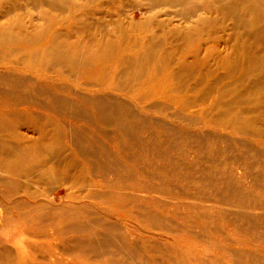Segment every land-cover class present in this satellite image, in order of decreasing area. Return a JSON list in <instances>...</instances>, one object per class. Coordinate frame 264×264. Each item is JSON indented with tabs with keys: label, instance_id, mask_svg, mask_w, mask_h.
Wrapping results in <instances>:
<instances>
[{
	"label": "bare ground",
	"instance_id": "1",
	"mask_svg": "<svg viewBox=\"0 0 264 264\" xmlns=\"http://www.w3.org/2000/svg\"><path fill=\"white\" fill-rule=\"evenodd\" d=\"M117 1L125 6L136 3V0L105 2L110 6ZM98 2L99 0H0V14L12 19L10 24L0 25V45L8 46L15 38L19 42L23 40L22 45H17L24 52V60L33 66L41 61L46 62L49 67H75L78 64L94 63L91 75L101 79V84L144 80L136 92L134 91L135 94H140L149 86L152 98L160 96L164 103L171 102L177 112L170 113L169 107L154 105L149 111L141 110L142 116L130 106L106 94L94 99L83 98L81 105L76 106L60 97L59 91H44L41 88L42 91L36 85L27 89L25 75L35 73L30 68L18 67L16 74H10L6 72L8 66L0 63V171L14 174L22 172L26 178L38 176L39 179L46 178L53 183L57 178L63 177L61 173L64 176L72 173L70 177L79 185L84 186L87 177L94 184L87 193L73 196L71 204L61 207L54 205L55 202L37 203V200L33 206L26 207L19 199L9 205L7 209L13 217L23 220L25 228L22 229L24 234L21 232L23 237L16 240L11 241L8 236L0 238V264H161L151 253L160 248L159 242H154V235L158 231L185 240H199L202 232L194 234L190 225L178 221L182 214H173L174 211L162 203H141L137 191L132 189L141 187L153 194H160L170 193L178 187H163L160 183L147 185L138 178V174L146 179L167 174L186 181V188L182 190L194 189L195 192H191L190 198L193 201L205 198L202 201L209 202L208 205L211 206H216V202H223L218 197L226 192L231 196L233 204L237 202L244 211L234 215L231 224L235 228L240 229L241 225L245 227V223L255 226L257 221L264 224V218L247 212V208L250 209L252 205L247 204V199L239 192V183L233 179L232 172L219 181L214 172L201 170L196 165L186 163L184 159L174 162L169 155L174 145L168 141L169 137L179 134L180 131L173 123L178 121L186 133L190 129H200L205 131L204 136L213 143L224 142L225 156L231 148L239 150V155L226 158L239 161L238 167L246 172L257 166L264 169V134L253 130L256 125L251 128L254 119L250 115L253 114V109L264 102V67L257 74L254 73L253 80L256 83L245 82L249 74L255 71L252 64L259 63L256 58L259 57V52H254L249 40L244 39V34H250L251 39H261L264 36V0H142L144 4L139 5L138 10L146 12L144 23L128 17L119 9L112 11L109 8L104 11L102 5H97ZM200 6L217 15L214 22L223 17L232 20V53L229 57L226 56L227 60H252L247 72L242 71L243 75L237 79L236 75L232 76L234 81L231 79L232 82L229 81L230 83L220 89L221 92L209 104L203 103L200 98L187 99L171 83L179 73L187 72L184 68L188 67L189 57H193L195 63H201L199 55L203 40L200 35L212 18H200ZM164 7L175 9V16L185 22H192L191 19L196 18L195 23H191L185 35L183 34L184 37L179 34L175 44L168 39L176 34V30L169 28L164 20L157 21L152 13L156 10L162 13ZM39 20L43 22L38 23ZM39 40L44 41V46L36 45ZM179 46L186 49L179 53ZM172 56L175 57L178 68L171 70L169 64L174 60L170 59ZM155 59L158 64L149 68V64H153ZM167 64L168 69L165 70L163 67ZM104 74L108 75L107 82H103ZM151 78L157 80L149 84L148 80ZM6 87L14 88V91H7ZM35 92L38 96H43L45 102L34 99L32 95ZM171 92L174 95H170ZM231 94L233 99H229ZM192 104L199 106L198 112L205 116L219 109L218 112L225 114L226 118L205 117L203 120H192L184 112ZM39 112L48 113L54 122L38 117L36 113ZM67 118H70L69 121ZM71 119L103 126L106 133H102L114 142L112 150L97 141L98 138L103 139V134L95 137V147H92L85 131L80 127L75 130L70 126ZM22 122L33 124L37 136L28 139L18 134L17 130ZM60 122L62 124L56 126ZM63 123L69 125L64 126ZM154 130H159L163 138L167 137L159 143L162 151L160 146L156 150H149L151 144L156 142ZM195 133H190L197 139L195 146H198L199 152H204V147L200 146L203 134ZM218 134L222 135L221 138ZM224 135L231 136V140L225 139ZM64 146L69 150L66 168L61 169L56 163L46 167V158L58 160ZM148 150L151 153L148 155L149 161L145 163L144 156ZM111 155L127 159L126 179L120 177L112 182L107 180L113 171L102 159L110 158ZM156 159L162 160L163 164L155 166ZM199 159L196 158V161ZM91 162H95L93 166ZM27 208V214H22L21 210ZM115 211L125 212L128 218L136 219L141 228L125 222L122 219L124 214ZM0 216L1 232L12 216H5L2 209ZM171 219L177 224H173ZM252 228L254 227L250 226L248 229ZM136 237L142 245L136 241ZM9 242L13 249L7 245ZM218 243L217 248L222 246ZM230 244L229 242L224 246L229 262L260 264L256 256L244 254L247 251L244 252L243 248L234 251L235 247ZM39 251L45 252L47 257L41 258ZM60 256H68L70 259L65 262Z\"/></svg>",
	"mask_w": 264,
	"mask_h": 264
},
{
	"label": "rangeland",
	"instance_id": "2",
	"mask_svg": "<svg viewBox=\"0 0 264 264\" xmlns=\"http://www.w3.org/2000/svg\"><path fill=\"white\" fill-rule=\"evenodd\" d=\"M102 1L105 2L106 0H99L97 5H102L104 11L108 10L109 8H112V11H118L119 9L120 12L124 13L128 17L135 18L139 21V23H144L146 20L144 14L145 11L141 12L140 10H138L139 5L144 4L142 0H134L136 2L135 5L130 4L128 6H125L120 1H117L115 5L112 4L110 6H107L108 4H106V2L103 3ZM161 11L162 13L159 12V10L152 12L155 14L157 21H159L160 19L164 20L169 28L176 30V34L168 39L170 43L175 44L176 41L179 39V34L185 35L188 30V27L196 21V18H192V22H185L184 20H181L180 17H178L177 15L175 16L176 10L170 7H164V10ZM198 11L200 18H212V21L206 23V25L204 26V31L200 35L203 40V46L201 47L199 55L201 63L197 64L193 61V57H189L188 67L184 66V69L187 70V72L183 71L184 69L182 70L184 73L180 71L182 73H179L175 81L173 80L171 83L173 85V88H176L178 91L184 94L187 99L194 100L195 98H200L203 103L209 104L211 99H214L215 96L218 95L217 93L221 92L220 89H223V87H225L227 83H230L229 81H231V79L234 81L232 76L236 75L235 79H237L243 75L241 74L242 71L247 72L250 64L252 63V60L251 58H247V60L245 59L243 61H240V59L238 58H230L231 60L228 59V61L226 56L229 57L230 53H232V48H230L232 46L230 45L233 44L231 39V35L234 33V30L232 28V20L223 17L220 18L217 22H214V18L217 15L212 14L209 10L205 9L204 6H200ZM2 16L3 15L0 14V25L6 26L10 24V22H12V19H10V17ZM42 22V20L41 22L39 20L38 23ZM92 31H95V29H93ZM210 34H212L211 38H209ZM184 35L182 37H184ZM47 36L48 33H46V37ZM244 39L249 40V42L253 46L254 52H259V57H256L259 63L252 64L253 70L255 71L249 74L250 76L247 80L245 79L246 81L244 80L247 83L254 84L256 83V81L253 80L255 78L253 75L257 74L264 67V36H262L261 39L254 37H252L251 39L250 34H244ZM12 42L13 43L8 44V46L0 45V63H5V66H8L6 72L10 74H16V68L18 67L30 68V70L34 71L35 73H28L24 77L28 82L27 89H29V87H35L36 85L37 87H40V90L43 89L44 91L55 92L59 91L60 97L68 100L71 104L76 106L81 105L83 98L94 99L98 96L106 94V96L115 98L120 102L124 103L125 105L130 106L133 111L142 116L143 112L141 110L149 111L154 105L169 107L170 113L177 112L171 102H169V104L164 103L160 99V96L152 98V95H150L151 92L149 90V86L143 89L140 94H135L137 88H139L143 84L144 80H127V82L125 81L123 83L118 81H112V83L108 85L101 84V79H98L96 78V76L91 75V71L94 68V63H90L87 65L78 64L75 67L69 65H62V67L53 65L52 67H49L46 66V62L41 61L40 64H35L33 66L32 64L28 63L27 60H24V52L22 51V49L19 48V46L22 45L23 40L19 42V40L15 38L12 40ZM36 45L44 46V41L42 40L40 42L39 40ZM184 49L186 48H183L182 46L177 47V51H179V53H181ZM174 58L175 57L172 56L170 59L173 60ZM174 60L169 64V68L171 70L178 68L177 61L176 59ZM154 61L155 62L153 64H149V68L153 67L155 64H158L157 59H155ZM246 61H248L249 64ZM190 63L192 64V66ZM197 66L198 68H196ZM163 68L167 70L168 64L166 65V67L164 66ZM1 71L2 70L0 69V72ZM18 76L20 78L22 77V75ZM103 77V82H107L106 79L108 78V75L104 74ZM249 79H252L251 82ZM156 80L157 79L151 78V80L149 79L148 82L149 84L151 82V84H153ZM213 88L214 90H217H215L216 93H214L215 91L212 90ZM5 89H7V91H14V88L6 87ZM207 90L209 92H207ZM211 91L213 93H211ZM170 95H174V93L171 92ZM208 96L210 98H208ZM255 96H257V94ZM32 97L34 99L36 98L38 100H41L42 102H45L44 98H42L43 96H38L36 92L32 95ZM233 98L234 97L231 94L229 96V99ZM188 107V110L184 112L186 113L188 118L192 120H203L205 117L226 118L225 114L222 115L220 111L218 112L219 109L214 110L210 113V115L208 114L205 116V114L203 115L198 112L200 109L199 106L192 104ZM252 111L251 112L253 114L250 113V115L253 117L254 120L251 124V128L253 129V127L256 125L253 130L257 133L261 132L262 134H264V102H262V104L260 103L258 108H255ZM36 115H38V117H41L43 120H51L52 122H54V119L51 118L48 113L46 114L39 112L36 113ZM69 119L70 118H67L66 120L69 121ZM70 121V126H72L75 130L80 127V129L87 133L90 139L88 137L87 138L90 144H92V147H95L93 145L95 137L97 135L103 136V133H106V130L103 126H97L92 123L90 125L89 122L74 121L73 119H71ZM173 123L174 126L180 132L174 137H169L168 140L171 144L174 145V148H172L171 152H169V155L172 157V160H174V162H178L184 159L186 163L196 165L201 170H210L214 172L215 177L219 181L226 178V176L230 174L229 172H232L233 179L239 183V192L243 193L244 198L247 199V204L252 205L250 209L247 208V210L249 211L245 210L246 208L244 210L255 217L264 218V169L257 166L254 168V170L246 172L244 169L238 167L239 165L237 163H239V161H230L226 158L228 156L239 155V150H237L236 148H228L229 154L225 156V154H223V150L225 151L224 147L226 146L224 142L218 141L217 143H215L216 141H214L213 143L210 138L204 136L205 131H200V129H190V131H187L186 133L182 130L183 125L180 122L173 121ZM61 124L62 122H60V124H56V126H60ZM69 124L63 123L64 126ZM68 129V131H71L70 128ZM17 132L18 134L25 136L28 139L37 136L34 125L30 123L22 122ZM191 132H196L195 135H201V133L203 134L201 135L202 139L200 146L204 147V152L198 151V146H195V144L198 143L197 139L191 136ZM142 133L143 135H145L144 131ZM185 135L190 137L188 138ZM154 136L156 142L151 144V147L149 148L150 151L159 147V143L167 139L166 136L165 138H163L160 135L159 130H154ZM217 136L221 138L222 135L218 134ZM224 137L225 139L228 138L227 140H231V136L224 135ZM103 139L98 138L97 141L112 150V146L114 145L112 139L105 135L103 136ZM67 148L68 147L63 150L61 149L60 157L56 161L46 158V167L54 166L56 163L57 165H60L61 169H65L68 164L67 155L69 154V150H67ZM162 149V146H160V151H162ZM149 150L148 153L147 151L145 152V163L149 161L148 155L151 153L149 152ZM152 156L154 157V155ZM152 156L150 158H152ZM196 158L200 159L196 161ZM102 162L104 164H107L108 168L113 171L110 178L107 179L108 181L112 182L117 178L126 177L128 170L127 159L123 157L121 158L120 156L117 157V155H111L110 158L102 159ZM231 162H234V164H231ZM91 163V165L93 166L95 162ZM154 163L155 166H158L162 165L163 161L156 159L154 160ZM71 174L72 173H69L67 176H64L61 173L63 177L57 178V180L53 183L51 180L46 178L39 179L38 176L26 178L22 172L14 174L12 172L7 173L0 171V209H2L3 214H5V216L11 217L13 214H11L7 207H9V205H13L15 200L18 199L22 202V205L26 207H28V205L33 206L36 200L37 203L48 204L50 202H55L54 205L60 207L71 204L73 196H79L87 193L88 190L92 189L94 185L92 180L87 177L86 184L84 186H81L70 177ZM137 176L138 178L143 180L144 183L147 185L151 183H160L163 184V187H178L176 190H173L170 193L163 192L160 194H153L149 191L141 189V187V190L135 187L132 189H134L135 192L137 191L136 194L138 198H140L141 203L146 202L150 204L153 202L159 205L160 203H162L166 205L170 210H173V214H182L181 217H175H178V221H180L182 224L190 225V228L194 232V234H197L196 232L198 231L202 232V234H200L199 240H185L182 237H172L171 235L165 234L163 231H158L157 234L154 235V242L158 241L160 248L157 249L156 252L153 251L151 253L153 257L155 256V258H158L161 264H233L232 262L228 261V256L226 255L227 250L224 249L229 242L231 243L230 245L235 247L233 249L234 251H238L237 249L243 248L244 252L247 251L244 254L256 256L260 264H264V224L260 223V221H257V223H255V226L250 224L247 225L246 223L244 224L243 220H241V223H243L245 227H242V225L240 224V229L235 228L234 224H231L234 215L236 213H241L244 211H242L243 208L240 205H237L236 201H234V203H236L233 204V202L231 201V196L228 195L226 192L221 193L218 197L223 202H216V206H211L208 205L210 204L209 202L207 203L205 201H202V199L205 198H200L198 199L199 201H193V199L190 198V195L191 192H195V190H182L186 188V181H181L173 176H168L167 174L160 175L158 176V178L152 177V179H146L140 174H138ZM1 198H4L6 202ZM28 211V208L26 210H21L22 214L24 215L27 214ZM117 212L121 215L124 214L123 216H125V212L115 211V213ZM185 214L187 217L185 216ZM199 218H201V220ZM0 219H2L1 216ZM122 219L125 222L133 224L138 229L141 228L140 222L136 219H133L131 217L128 218L127 216L122 217ZM170 221L173 224H177L174 219H171ZM250 226L254 228L249 230L248 228ZM24 228L25 225L23 220L12 216V218L9 219V222L6 223V225L0 232V238H3L2 236H8V238H11V241L16 240L20 237H23L22 233L24 231L22 232V229ZM258 233L262 234L260 235ZM136 238V241H138V243L142 245L140 239L138 237ZM42 240L47 241L45 239ZM218 242H220L222 246L217 248L216 244ZM7 245L13 249V246L10 242L7 243ZM38 254L41 258L47 257L45 252L39 251ZM60 257H62L65 262H67V259L69 258L68 256Z\"/></svg>",
	"mask_w": 264,
	"mask_h": 264
}]
</instances>
